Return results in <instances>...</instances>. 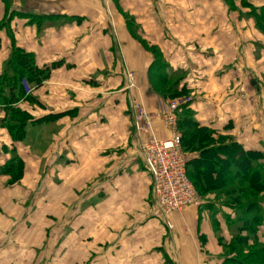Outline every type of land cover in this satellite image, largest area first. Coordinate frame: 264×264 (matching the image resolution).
<instances>
[{
	"label": "crops",
	"instance_id": "crops-1",
	"mask_svg": "<svg viewBox=\"0 0 264 264\" xmlns=\"http://www.w3.org/2000/svg\"><path fill=\"white\" fill-rule=\"evenodd\" d=\"M263 6L0 0V73L11 40L39 66L56 65L32 100L11 104L33 118L22 140H12L0 105V166L11 154L24 163L19 182L0 176V264H221L215 233L226 241L232 233L220 219L214 232L208 208L173 213L171 228L150 213L152 181L131 105L159 109L166 100L150 74L177 75L175 92L190 98L177 119L189 110L215 139L259 150L264 165V27L250 14ZM154 49L162 66H152ZM130 71L137 77L125 89ZM155 127L168 136L159 120Z\"/></svg>",
	"mask_w": 264,
	"mask_h": 264
},
{
	"label": "trees",
	"instance_id": "trees-1",
	"mask_svg": "<svg viewBox=\"0 0 264 264\" xmlns=\"http://www.w3.org/2000/svg\"><path fill=\"white\" fill-rule=\"evenodd\" d=\"M261 12L258 18L264 23V6ZM9 15L4 19V25L9 21ZM31 16V23L39 19L38 16ZM261 22L257 23L258 27H264ZM41 25L42 22H38V26ZM11 41L10 54L0 73V105L10 114L7 129L12 140L20 141L25 136L26 125L33 118L11 104L19 100H32L31 91L48 78L56 65L39 66L32 53L18 48ZM153 55L152 66H162L163 61L155 49ZM155 72L150 74L152 89L153 80H157V85H166L175 92V86L169 83L170 77L163 71ZM27 89L31 90L27 92ZM177 130L183 150L190 153L186 171L200 198L198 206L206 207L215 214L214 206L220 204L231 212L230 215L221 214L225 225L233 228L226 243L228 246L224 248L226 252L220 255L221 264H264V242L258 238L260 227L264 226V209L260 205L264 193L262 153L223 137L215 139L213 130L201 126L192 118L189 110L182 112L177 119ZM23 170L22 160L11 154L10 159L0 166V176H8V184H14L21 179ZM211 222L212 229L217 231L218 219L212 218ZM220 238L218 235L217 239L221 241Z\"/></svg>",
	"mask_w": 264,
	"mask_h": 264
},
{
	"label": "built area",
	"instance_id": "built-area-1",
	"mask_svg": "<svg viewBox=\"0 0 264 264\" xmlns=\"http://www.w3.org/2000/svg\"><path fill=\"white\" fill-rule=\"evenodd\" d=\"M125 89H131L133 72L126 74ZM31 89H27L29 92ZM190 98L163 103L155 111L148 110L140 101L132 102L133 129L144 138L142 142L144 168L152 181L154 201L150 213L171 228L170 216L188 206H196L200 198L195 192L186 171L188 153L181 146L180 134L176 129V112L188 104ZM159 120L161 128L168 133L162 137L155 127Z\"/></svg>",
	"mask_w": 264,
	"mask_h": 264
},
{
	"label": "rangeland",
	"instance_id": "rangeland-1",
	"mask_svg": "<svg viewBox=\"0 0 264 264\" xmlns=\"http://www.w3.org/2000/svg\"><path fill=\"white\" fill-rule=\"evenodd\" d=\"M261 9H262V7H260L259 8V10L257 11L256 10V8L255 7H252V9L250 10L251 12H250V14H251V17L254 19V21L256 22V24L257 23H259V22H261V20L258 18L260 15H262V12H261ZM262 23V22H261ZM263 25H264V23H262ZM258 26H259V24H258ZM131 72H133V71H131ZM162 72V71H161ZM167 76H169L170 77V81H169V83H171V81H174L176 78H177V75H175V76H173V75H170V73L169 72H167V71H163ZM135 77H137L136 75H135V73L133 72V79H132V81H133V84H134V82H135ZM126 84V83H125ZM153 86H154V89L157 91V93H159L161 96H163L164 98H165V102H171V101H175V100H181V98L183 97V96H187V94L186 95H184L182 92H177L176 91V94H175V92L174 91H172L171 89H169L166 85L165 86H163V85H157V80H153ZM168 94H170V95H174V97L173 96H168ZM181 111V110H180ZM180 113V112H179ZM10 115V114H9ZM177 122V121H176ZM176 129H177V123H176ZM178 131V130H177ZM179 133V132H178ZM222 141H224V140H222ZM222 141H219V143H221ZM186 152V151H185ZM188 153V152H187ZM221 207H223L222 205H220V204H215V206H214V210L215 211H217V213H215V214H212L211 212H210V210H209V212H208V214H209V220H210V224H211V226H212V218H217V219H220L221 220V222L223 223V225H224V220L222 219V216H221V214H223V215H225V212H223L220 208ZM219 221V220H218ZM225 226V225H224ZM214 227V226H213ZM229 227V228H228ZM226 226L225 228H226V231H227V233H231L232 232V230H233V228H232V226ZM218 233H219V231L217 232V238H218ZM221 239V241L220 240H218V242L220 243V247H221V253H220V255L222 256L226 251V249H224V248H226L227 246H228V244H226V243H228V241H226V240H224V239H222V238H220ZM230 239V238H229Z\"/></svg>",
	"mask_w": 264,
	"mask_h": 264
}]
</instances>
